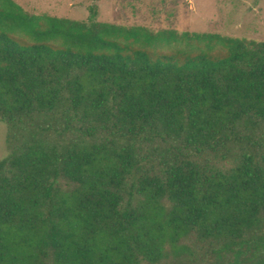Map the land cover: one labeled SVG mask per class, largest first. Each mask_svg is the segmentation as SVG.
Returning <instances> with one entry per match:
<instances>
[{"label": "trees", "instance_id": "16d2710c", "mask_svg": "<svg viewBox=\"0 0 264 264\" xmlns=\"http://www.w3.org/2000/svg\"><path fill=\"white\" fill-rule=\"evenodd\" d=\"M1 1L0 264H264V40Z\"/></svg>", "mask_w": 264, "mask_h": 264}, {"label": "rangeland", "instance_id": "374dc122", "mask_svg": "<svg viewBox=\"0 0 264 264\" xmlns=\"http://www.w3.org/2000/svg\"><path fill=\"white\" fill-rule=\"evenodd\" d=\"M24 10L34 14H49L77 20H86L90 7L97 9L96 20L123 26H144L153 32H206L226 36L264 40V0H13ZM3 1L0 0V6ZM8 31L6 26L0 27ZM14 34V33H12ZM19 38L32 40L26 34ZM138 45L154 51H171L172 47L139 42ZM180 47V46H178ZM184 47V46H182ZM176 48V47H175ZM212 55L222 51L220 46L208 50ZM216 51V52H214ZM210 53V54H211ZM7 127L0 121V159L9 153L6 143ZM190 241H188L189 243ZM211 253L202 244L194 245L191 264H204ZM163 264H188L186 259Z\"/></svg>", "mask_w": 264, "mask_h": 264}]
</instances>
